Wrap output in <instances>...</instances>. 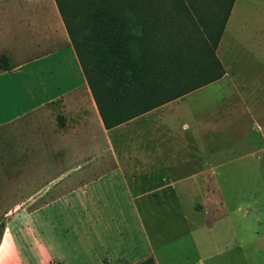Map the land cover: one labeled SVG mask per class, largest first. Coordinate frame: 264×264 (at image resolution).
Wrapping results in <instances>:
<instances>
[{
	"label": "crops",
	"instance_id": "1",
	"mask_svg": "<svg viewBox=\"0 0 264 264\" xmlns=\"http://www.w3.org/2000/svg\"><path fill=\"white\" fill-rule=\"evenodd\" d=\"M237 1L217 48L223 76L108 129L57 1L0 0V56L7 57L0 64V175L24 183L34 202L27 214L63 199L73 202L75 213L88 214L93 224L82 264L148 257L156 264H206L210 254L191 232V243L162 245L143 215L223 218L228 211L223 167L243 158L254 159L251 165L264 160V27L237 16ZM234 130L235 142L225 144L224 133ZM240 131L253 138L248 154L240 152ZM113 179L131 195L145 230L147 252L135 260L95 223L96 215L113 208L111 201L99 202L111 196ZM40 196L47 200H35ZM43 225L37 241L50 263H81L73 256L79 248L61 251L52 232L42 233Z\"/></svg>",
	"mask_w": 264,
	"mask_h": 264
},
{
	"label": "rangeland",
	"instance_id": "2",
	"mask_svg": "<svg viewBox=\"0 0 264 264\" xmlns=\"http://www.w3.org/2000/svg\"><path fill=\"white\" fill-rule=\"evenodd\" d=\"M61 1L67 10L74 11L71 12V15L75 19V27H78L79 24L82 28L88 26L90 18L88 7L93 0ZM165 1L172 8L177 6L190 8L191 6L190 0H163L161 4H165ZM236 1L227 0L226 3L224 0H203L204 3H211L210 9L208 11L203 10V15L200 17H189V27L194 28V24L199 25L201 34L207 38V41L214 40L218 36L221 23L216 24L213 19L217 16L221 19L226 12L229 19ZM120 3L124 5V8L127 7L130 10L133 0H121ZM227 4L231 5L229 10ZM234 13L237 16H250L256 28L263 29L264 0H238ZM176 20L179 21L178 18ZM227 22L228 20L226 25ZM231 32L232 22L227 28L224 39L226 50H229L231 45ZM85 35L84 40L89 37L88 34L85 33ZM238 134H240L238 135L240 145L243 146L240 148V152L241 154H248L252 151L248 142H251L253 138L250 133L243 131ZM235 139V130L233 133H224L225 144L235 142ZM253 162L254 159L243 158L239 164L223 167L225 207L230 212L224 213L223 218L219 215L216 217V215L204 213H190L184 215L188 217V220L182 223L183 215L180 217L168 213L143 215L150 234L155 236L153 238L158 239V243L166 246L168 241L180 239L187 244L191 243L192 235L193 240L196 239L204 244L202 245L203 248L206 247L208 254H210L206 264H264V160L261 165H251ZM14 180L17 179L8 180L0 175V225L5 223L0 239L2 240L0 264H52L47 258L46 250L37 241L41 237L40 224L43 225L44 223L42 233H46L48 230L52 232L51 236L58 244L57 248L63 252L66 250L72 252L77 246L80 251L74 252L76 255L73 256L81 263H75L82 264V261L87 260L86 233L88 227L91 228L93 224L89 220L88 214L75 213L70 207L73 202L68 199L53 204V208H43L41 213L27 214L28 206L34 202H29L28 189H24V183L21 179L19 181ZM112 183L111 196H108L109 193H107L106 197L100 198L99 202L104 204L111 201L113 208L105 214L96 215L98 219L95 221L97 229L102 232L109 230L112 233L113 242L116 240L118 248L120 245V249L125 252L126 256L132 255L134 260L141 258L147 252L145 230L134 209L131 195L123 188L118 179H113ZM35 200L43 202L47 199L40 196ZM210 222L213 227H210ZM215 246L219 247L216 251L212 249ZM53 249L55 248L53 247ZM138 263L140 262L122 261L107 264ZM68 264L73 263L69 261Z\"/></svg>",
	"mask_w": 264,
	"mask_h": 264
},
{
	"label": "trees",
	"instance_id": "3",
	"mask_svg": "<svg viewBox=\"0 0 264 264\" xmlns=\"http://www.w3.org/2000/svg\"><path fill=\"white\" fill-rule=\"evenodd\" d=\"M56 1L108 129L225 73L216 50L228 13L213 19L221 26L210 42L199 25L189 27L188 18L203 15L209 2L190 0V8H172L166 1L161 4L163 0H133L128 10L121 0H93L88 26L82 28L75 27L74 11ZM227 6L229 10L231 5ZM85 33L89 37L84 40ZM6 60L0 56V64ZM4 227L1 223L0 239ZM138 264L156 262L148 257Z\"/></svg>",
	"mask_w": 264,
	"mask_h": 264
}]
</instances>
